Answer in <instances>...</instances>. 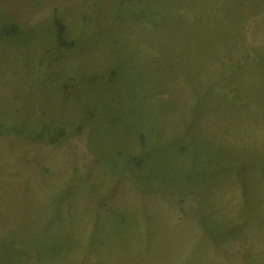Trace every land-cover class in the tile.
Returning a JSON list of instances; mask_svg holds the SVG:
<instances>
[{"label": "rangeland", "instance_id": "1", "mask_svg": "<svg viewBox=\"0 0 264 264\" xmlns=\"http://www.w3.org/2000/svg\"><path fill=\"white\" fill-rule=\"evenodd\" d=\"M0 264H264V0H0Z\"/></svg>", "mask_w": 264, "mask_h": 264}]
</instances>
